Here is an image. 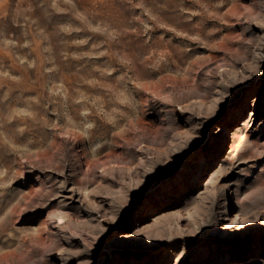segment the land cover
<instances>
[{
	"label": "rangeland",
	"instance_id": "374dc122",
	"mask_svg": "<svg viewBox=\"0 0 264 264\" xmlns=\"http://www.w3.org/2000/svg\"><path fill=\"white\" fill-rule=\"evenodd\" d=\"M0 264H264V0H0Z\"/></svg>",
	"mask_w": 264,
	"mask_h": 264
}]
</instances>
